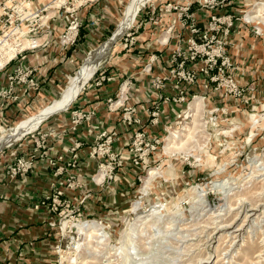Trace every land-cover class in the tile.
I'll return each mask as SVG.
<instances>
[{
	"label": "rangeland",
	"instance_id": "obj_1",
	"mask_svg": "<svg viewBox=\"0 0 264 264\" xmlns=\"http://www.w3.org/2000/svg\"><path fill=\"white\" fill-rule=\"evenodd\" d=\"M128 1L0 0V23L21 39L0 58L3 64L31 45L26 41L78 28L75 44H82L73 70L42 108L99 51L96 72L68 110L0 148V184L34 174L13 177L11 167L31 152L39 159L50 147L57 151V127L98 110L73 105L107 82H126L119 69L146 42L169 37L163 35L169 23L172 44L181 39L178 61L185 60L187 75L194 76L186 89L202 98L198 112L196 97L188 108V102L166 108L179 112L141 140L124 138L106 151L97 139L82 152L87 142L79 138L49 153L55 165L45 173L49 186L33 202L37 217L31 216L25 234H0V264H264V9L260 17L257 12L264 0H150L117 36ZM110 98L108 106L117 101ZM42 108L1 125L0 141ZM175 131L182 143L173 140Z\"/></svg>",
	"mask_w": 264,
	"mask_h": 264
},
{
	"label": "crops",
	"instance_id": "obj_2",
	"mask_svg": "<svg viewBox=\"0 0 264 264\" xmlns=\"http://www.w3.org/2000/svg\"><path fill=\"white\" fill-rule=\"evenodd\" d=\"M171 26L169 23L165 28L167 31H164L163 35L168 32L170 36L169 28ZM61 34L62 32L50 39L45 38L43 40L39 38L41 40L39 45L24 50L5 67L0 68V90L7 87L8 75L19 64L32 67L39 82L38 89L27 91L26 94L22 89L16 90L15 94L19 95L17 100L0 95V127L11 122L14 118H22L29 115L33 110L42 108L47 101L56 96L63 82L69 77V73L73 70L74 62L77 58L76 55L81 50L80 45L82 43L65 48L59 40ZM167 39L168 35L164 41L161 37L154 44L151 41V43L146 42L145 44L148 46L142 48L143 50L140 54L131 56V58L129 57L126 60L125 70L120 68L118 75H127L128 79L120 87L121 79L114 82L110 81L98 88L100 92H97L95 96L94 94L93 96L89 95V93L88 96H84L85 99L80 98V101L73 106H86L87 109L96 108L98 109L96 114L79 121L69 122L68 120V123L62 128L58 126V133L54 132L56 141H54L53 149L60 148L66 144L73 145V141H78L80 138L87 142V145L81 148L80 151L83 149L86 151L90 147L89 143L96 139L98 133L104 129L111 130L116 127L126 135L119 140V144L122 145V142L128 140L127 135L129 132H125L123 125L120 123L123 110L116 105V102L120 100L121 103L126 105L135 104L139 110L143 108L146 96L149 94L148 89L151 86L153 74L165 70L166 62L173 47L170 40L167 45H164ZM145 49L149 50V52L145 53ZM153 53L159 54V60L154 65V72L146 73L144 67ZM124 84H126V91L122 90ZM111 95H114L117 101L108 106L107 102L109 99H106L107 97L110 98ZM96 98L100 101H94ZM4 102L7 103L4 104ZM166 107L167 109L171 108L170 106ZM166 115L172 116V113L169 114L166 111ZM59 148L57 149L59 150ZM58 150L53 152L52 147H50V149L44 151V154H41L39 159L36 158L34 169L31 171L34 174L31 176L14 179L6 178L7 182L0 184V234L9 235L15 230L22 231V234L26 233V228L24 227L26 224H30L31 216L37 217L38 212H35V208L32 207L33 202H37V192L49 186V180L45 173H48V170H51L53 165H55L50 164L51 159L48 154L52 153L54 155L59 153ZM103 175L101 174L99 178L103 177ZM4 194L9 197L8 200L2 199Z\"/></svg>",
	"mask_w": 264,
	"mask_h": 264
},
{
	"label": "built area",
	"instance_id": "obj_3",
	"mask_svg": "<svg viewBox=\"0 0 264 264\" xmlns=\"http://www.w3.org/2000/svg\"><path fill=\"white\" fill-rule=\"evenodd\" d=\"M191 3L185 7V9L180 13L183 15L184 13H188V10L191 8ZM0 14V21H1ZM174 24L169 28V32L173 29ZM196 30V28H195ZM18 32V30H15ZM15 31H6L4 30L3 25L0 23V58H3L13 50L14 47H20V35L17 36L18 33L15 34ZM79 34L77 27L70 26L66 31L61 34L60 43L63 47L68 48L71 47L76 43L77 36ZM174 36L170 34L165 42L167 45L171 38L173 39ZM23 39V38H22ZM175 40V39H174ZM181 42L180 38H176L173 49L171 50L168 60L166 62L165 70L160 72H155L151 79V86L149 87V94L146 96V100L144 101V106L141 110L137 108L135 104L126 105L125 103H121L120 100L116 102V105L121 107L123 110V114L121 117L120 123L123 125L125 132H129L128 138L136 136L138 140H141L147 132H151L154 126L159 125L163 121H166L167 118L165 116L166 106H174L176 104L184 105L185 103H189L196 97L200 96L199 94H191L190 90L186 89L187 86L185 84L190 83V81L194 80L193 74L189 72L190 75H187L185 69V60L181 62L178 61L181 54ZM195 43V40H193ZM163 43V42H162ZM36 47V46H35ZM23 48L18 50L14 56H12L3 66L0 68L5 67L9 62H11L14 58L18 57L19 54L24 52V50L28 49ZM159 60V54L153 53L150 56L149 62L145 65L144 71L146 73H153L154 72V65ZM207 71V70H206ZM110 80L111 77H108ZM190 79V80H189ZM106 80V76H102L103 81ZM101 83V82H100ZM39 87L38 78L36 76V72L32 67L26 66L25 64H19L8 75V85L0 90V95L5 97H12L13 99H19V95L15 94L16 90H24L25 94L27 91L36 90ZM192 96V97H191ZM112 98H110L111 100ZM7 102H4L6 104ZM2 103V105H4ZM73 107V106H72ZM178 107V108H179ZM81 112V110H76V112ZM183 111V109H182ZM178 113L179 111L176 110ZM173 114H177V113ZM187 113V111H185ZM184 112V114H185ZM172 114V115H173ZM84 117V114H82ZM188 116V114H186ZM173 116H169L167 119L172 118ZM81 118L76 119L79 121ZM77 124V123H76ZM164 131H168L167 128ZM39 132V131H38ZM122 134V135H121ZM124 133L116 128L111 130L104 129L100 133L97 134L96 139H101L103 141L100 148L105 149L106 151H110L112 146L115 143L126 136ZM158 137V136H155ZM144 141H140L138 146V151L143 150ZM79 145V143H78ZM31 152V154L27 156L19 157L16 162L15 166L11 167L13 177L19 175H25L28 171H33L35 165V159L37 155ZM107 173H104V179ZM98 175V174H96ZM95 175V177H96ZM103 177H100L101 179ZM98 178L99 180H101Z\"/></svg>",
	"mask_w": 264,
	"mask_h": 264
},
{
	"label": "bare ground",
	"instance_id": "obj_4",
	"mask_svg": "<svg viewBox=\"0 0 264 264\" xmlns=\"http://www.w3.org/2000/svg\"><path fill=\"white\" fill-rule=\"evenodd\" d=\"M148 1H150V0H129L128 1V3L125 6L122 18L119 20V22L117 24V29H116L117 36L122 35L124 32H126L129 28L132 27V25L134 24V22L136 20L137 14L147 4ZM260 6L261 7L257 10V12L259 13L258 17L263 15L264 3H262ZM117 36L113 33L112 37H110L109 39L110 40L113 39L115 41ZM20 43H21V41H20ZM24 44H25L24 46L31 44L28 47H35V46L39 45L37 39H33L32 43H31V41H26V42H24ZM14 48H18V47H14ZM24 48H27V47H24ZM98 54H99V51L97 53L93 54L90 58H88V60L80 67L77 74L70 77L67 85L61 91L58 98H56L52 102L48 103L44 108H42L40 111H38L33 116H31V117L21 121L19 124H17L12 129L10 136L7 137V139L5 141H3V142L0 141V148L4 144H8L11 140H13L17 136H20L22 134H24L23 136H25L27 134H30L29 133L30 131L37 130V128L40 125H42L43 122L47 118H49L50 116H52L56 113L68 110L70 108V106L73 104V102L77 99V97L79 96L81 91L83 90L85 84L92 78V76L94 75V72H96L95 70L97 69L98 63H99V60H98L99 57L97 56ZM8 56L9 55H7L5 57H8ZM1 64H3V63L0 62V65ZM201 104H202V98L196 97L194 102H193V106H196V108H195L196 112L199 111ZM51 113H53V114L50 115ZM47 116H49V117H47ZM195 127L196 126H194V128L189 127V130H191V129L194 130ZM172 136H173V140H175L176 143H179L180 137H182V135H180V133L177 131H175ZM177 140H178V142H177ZM182 140H180L181 143L183 142ZM253 207H256V206H253ZM90 227H91V225H90ZM222 228H224V227H222ZM251 242H253V241H251Z\"/></svg>",
	"mask_w": 264,
	"mask_h": 264
},
{
	"label": "water",
	"instance_id": "obj_5",
	"mask_svg": "<svg viewBox=\"0 0 264 264\" xmlns=\"http://www.w3.org/2000/svg\"><path fill=\"white\" fill-rule=\"evenodd\" d=\"M53 113H51L50 115H52ZM47 117H49V116H47Z\"/></svg>",
	"mask_w": 264,
	"mask_h": 264
},
{
	"label": "trees",
	"instance_id": "obj_6",
	"mask_svg": "<svg viewBox=\"0 0 264 264\" xmlns=\"http://www.w3.org/2000/svg\"><path fill=\"white\" fill-rule=\"evenodd\" d=\"M99 71H100V70H99ZM99 71H97V73H98ZM97 73H96V74H97Z\"/></svg>",
	"mask_w": 264,
	"mask_h": 264
}]
</instances>
